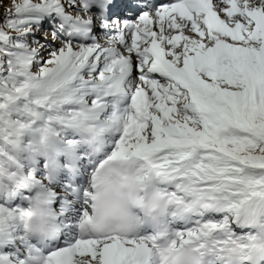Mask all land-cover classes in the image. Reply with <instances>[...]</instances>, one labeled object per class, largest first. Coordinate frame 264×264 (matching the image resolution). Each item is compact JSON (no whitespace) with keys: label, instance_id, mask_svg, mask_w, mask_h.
<instances>
[{"label":"snow or ice","instance_id":"1","mask_svg":"<svg viewBox=\"0 0 264 264\" xmlns=\"http://www.w3.org/2000/svg\"><path fill=\"white\" fill-rule=\"evenodd\" d=\"M0 264H264V0H0Z\"/></svg>","mask_w":264,"mask_h":264}]
</instances>
